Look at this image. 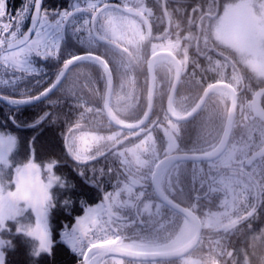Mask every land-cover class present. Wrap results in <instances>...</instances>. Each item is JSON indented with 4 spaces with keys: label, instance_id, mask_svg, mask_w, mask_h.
<instances>
[{
    "label": "flooded vegetation",
    "instance_id": "flooded-vegetation-1",
    "mask_svg": "<svg viewBox=\"0 0 264 264\" xmlns=\"http://www.w3.org/2000/svg\"><path fill=\"white\" fill-rule=\"evenodd\" d=\"M123 1L108 0V2L117 3H123ZM129 1L136 7L142 2L148 5L146 0ZM82 2L78 6L69 8L67 12L76 10L75 8L80 10L81 13L72 16V18L77 19L74 28H84L86 32L84 17L88 5L85 1ZM165 6L168 15H166L165 9H162L164 15H158L156 11H144L150 26L145 19L137 18L141 28H143L144 36L143 39H137L136 49L128 48L133 57L128 56L127 58L128 60L131 59L135 70L132 76L134 82L137 84L139 81L138 75L145 78L148 58L156 52H161V54L172 53L174 59L179 60L180 63L178 64L179 68L168 58L160 60L156 64L155 91L157 95L162 93L161 103L165 109L179 69L181 70V78L176 89H174L176 91L173 105L180 111L191 112L201 103L206 88L216 86L217 89L208 95L203 107L199 109V113L191 120L174 122L165 114L161 124L157 123L154 115L151 116L144 128L155 124L158 130L157 126L163 125L165 131H168L171 138L177 142V148L165 152L161 158H172L175 155L183 154L199 156L211 152L210 150L219 145L224 133L231 97L235 94L238 95L237 115L225 153L221 157L207 162H184L169 159L171 161L166 166L163 184L166 194L188 210L191 209L199 219V217L202 218L203 208L224 207V199L229 197L232 191L237 190L238 194L242 196V200L239 201L236 196H233L229 202L230 205L238 208V214L231 213L233 216L229 220H222L215 226L231 223L233 220L234 222L238 221L237 223L240 225L242 221L239 220L240 217L247 214L253 207L260 209V213L263 215L262 222L264 220V156L254 159L249 164L246 159H249L264 146V120L255 113L252 104L253 96L258 90L264 88V75L258 72L256 63L247 62L245 64L236 56L237 50L231 46L232 40L231 42L221 41L217 38L218 33H225V31H229V28H202L203 15L205 14L202 12L199 0H168ZM31 11L32 8L29 14L27 10L17 11V14L12 10L0 13V54L11 53L12 50H9L11 43L19 39L29 29ZM65 28L70 27L67 25ZM89 28H91L90 24ZM61 50L62 47L56 54L61 53ZM38 57L34 60L35 64L39 62L40 57ZM18 61H9V64H4L8 76L6 77V88L9 92L13 90L12 93L16 94L15 97H21L20 95L26 88L24 82L26 72L21 67L23 60L20 58ZM37 73L35 72V75ZM131 92L136 98L134 92ZM133 100L135 99L133 98ZM261 107L264 110V94L261 97ZM241 117L244 118V121L239 123L243 126L242 128L237 127V120ZM236 134L239 135L241 150L246 154L244 159L237 161L239 164L233 159L234 153H236ZM236 175L246 181V185L240 189H237L235 185ZM148 183L144 181L141 188L143 190L150 189V186L146 185ZM165 211L169 217L163 229L168 230L175 223L180 222L181 226L186 228V234L183 235L186 237L190 220L182 215L179 216L169 207L165 208ZM205 220L206 217L203 218V227L211 226L206 224ZM135 222L141 227L146 225L145 221L144 224H140L134 214L133 224ZM251 223L250 226L254 228L260 224L257 221L252 225ZM202 236L205 235L202 234ZM249 253L257 254L253 255L252 258H244L248 264H264L263 250L260 252L249 250ZM213 254L216 255L215 259L218 262L223 263L221 250L199 249V242L197 248L178 259L152 262L116 260H120L122 264H205V262L211 261L209 256Z\"/></svg>",
    "mask_w": 264,
    "mask_h": 264
},
{
    "label": "trees",
    "instance_id": "trees-1",
    "mask_svg": "<svg viewBox=\"0 0 264 264\" xmlns=\"http://www.w3.org/2000/svg\"><path fill=\"white\" fill-rule=\"evenodd\" d=\"M72 1L44 0V13L54 14L61 8L69 6ZM146 1L151 8L162 14V0ZM235 1L237 0H199L205 14L202 28H213L217 22L207 18L206 13L218 10L221 15L223 9ZM31 2L32 0H8V5L17 8ZM80 41L81 39L73 33L67 35L66 42L70 47L64 49L58 66L69 58L66 53L70 50L74 53L91 50L101 55L105 54L100 45L87 47L86 43ZM109 59L115 74L117 72V78L124 77L122 67L128 62L120 56L117 58L110 56ZM89 67L90 77L87 75ZM56 74L54 70L50 77H43L36 83L34 81L20 96L27 98L38 95L51 84ZM68 75L61 88L42 101L17 107L7 106L0 101V132L16 137V146L10 155V165L7 170L0 173L5 187L14 188L10 177H14L16 171L27 170V165L31 162L42 168V174L46 178L47 171L44 167L54 161L53 170L58 178V182L50 188V231L53 239L51 256L42 254L35 258L31 255L34 249L37 250V240L20 230L22 223L30 218L18 217L8 220L7 225L1 230V236L6 242L3 246L5 264H81L75 253L61 239L63 230L74 223V219L84 212L86 206L99 202L120 186L128 179L127 171L131 172L124 166L117 153L113 152L99 160L81 164L72 158L65 148L66 139L73 131L105 130L104 123H101V111L97 109L101 106L105 91V76L100 66L96 63L82 62L74 66ZM5 87L4 82H0V93L14 95ZM156 103L155 112L159 116L161 101L158 100ZM88 107L95 108L89 110ZM142 112L143 107L140 106L137 115L130 118L137 119ZM157 141L159 150H162L164 145L162 134L157 136ZM258 213L257 222L260 223L263 215L260 211ZM263 224L264 220L254 228L245 223L233 231H226L223 235L204 240L203 245L220 249L224 264H248L244 258H252L257 254H251L249 250L264 251Z\"/></svg>",
    "mask_w": 264,
    "mask_h": 264
},
{
    "label": "rangeland",
    "instance_id": "rangeland-1",
    "mask_svg": "<svg viewBox=\"0 0 264 264\" xmlns=\"http://www.w3.org/2000/svg\"><path fill=\"white\" fill-rule=\"evenodd\" d=\"M88 4V10L92 11L95 9L100 2V0H84ZM7 0H0V13L6 11ZM123 5L125 7H134L141 11H149L144 2L139 4L137 7L130 3L129 0H124ZM67 9L61 10L57 18L51 19L45 13H42L41 20L35 36L30 42L26 43L24 46L12 50L11 53L0 54V62L2 64H9L8 62L16 61L21 58L23 68L29 72L41 71L40 67L34 64V60L37 56L49 57L54 56L58 53L59 48H61V43L63 42V26L67 16ZM77 19L74 18L70 22V28H74ZM97 31L100 35L112 40L116 43H124L131 47L136 45V41L139 38L143 39V28L137 18L122 12L118 8H108L104 10L100 16ZM85 29L87 28V33H90V17L86 15L84 17ZM226 24V25H223ZM218 28H229V31L225 33H219L217 38L221 41H233L231 46H234L238 51V56L244 59L250 64L256 63L258 66V72L264 75V0H241L238 3H232L227 7V10L222 14L219 20ZM241 28V29H240ZM239 29V33H238ZM237 32V34H234ZM19 58V59H18ZM257 58V59H256ZM19 62V61H18ZM260 62V63H258ZM0 63V65H1ZM3 78L0 75V82ZM91 110V108H89ZM121 130H99V129H88L83 131L74 132L69 136L68 145L73 158L86 161L98 154L102 153L108 145L115 142V140L122 134ZM166 132L167 143L164 151H172L177 148V142L171 138L168 131ZM12 135H3L0 133V172L7 170L10 165V155L15 148L16 140ZM153 134L148 133L141 139L135 142L125 144L118 149L116 152L122 156L123 162L129 169H135V162L139 161V165H145L146 160L141 157L144 153L146 143L152 141ZM233 159H239V154L234 153ZM30 165H35V167H29ZM44 167L47 171V177L40 175V168L37 164L31 162L27 165V170L25 172L16 171L14 177L11 178V182L15 185L12 189H7L5 184L0 178V252L3 254V246L6 243L1 236V230L7 224L10 219H16L18 217H28V221L22 223L20 230L23 233L28 234L37 240L38 243L37 251H39L40 237L39 235H32V230L36 228L39 220L38 216V205L32 200L20 199L18 196L11 195L17 191V188L23 179L26 182V186L33 192L46 193L48 200L45 202L43 208L40 209L41 212L46 214L47 226L50 230V209H51V196L50 188L57 181V176L54 174V170H49ZM39 172V173H38ZM120 187V188H119ZM116 188L110 194L109 202L113 208L121 207L124 203H130L133 208L134 205L133 197L138 194L137 191L134 193L132 188L128 185H122ZM127 195L126 197H124ZM133 196V197H131ZM237 197V200L241 201L242 196L238 194L237 190L232 191L229 197ZM128 197V198H127ZM239 203V202H237ZM148 205V204H147ZM146 204V208L148 207ZM159 206V205H158ZM160 207V206H159ZM235 209L234 205H229L227 212L233 211ZM143 211V207H142ZM158 211H156L157 213ZM33 215V219H32ZM106 217L107 221L110 223L111 218L107 214L104 202H98L95 204L88 205L84 208V212L78 215L74 223L67 227L65 233L62 234L61 239L67 243L71 248L72 252L76 250L77 237L85 236L90 227H95L100 222V218ZM168 239L165 243L169 245L167 248L177 247L183 243V235L186 234V228L181 225H175L168 229ZM74 237V239H72ZM52 234L50 231V243L52 245ZM108 242H115V240H110ZM143 245H152L147 242H140ZM166 246V245H165ZM4 258V257H3ZM108 260H106L107 262ZM111 264H116L114 259ZM118 264H121L119 262Z\"/></svg>",
    "mask_w": 264,
    "mask_h": 264
},
{
    "label": "water",
    "instance_id": "water-1",
    "mask_svg": "<svg viewBox=\"0 0 264 264\" xmlns=\"http://www.w3.org/2000/svg\"><path fill=\"white\" fill-rule=\"evenodd\" d=\"M42 4H43V0H35V8H34V13L32 15L31 30L27 34H25V38L23 40L15 42V44L12 46V48H15V47H18L19 45L24 44L25 42L28 41L29 38L32 37V35L34 34V28L36 27V25H37V23L39 21L40 12H41V9H42ZM128 11L131 12V13H134V14L139 13V12L131 10V9H128ZM97 38L99 40H101V41L104 40V38H101L99 36H97ZM87 56L94 57L95 59H97V61L100 60L101 63L104 64L105 68H107V72L106 73H107V76H108V90H107V93H106L107 96H106L105 106H106V109L109 111V103H110L111 92H112V87H113L112 75H111V73H109L110 69L108 68L107 63L101 57L92 56V55H87ZM85 57L86 56H81V57H77L75 59L70 60L65 65L64 72L60 75V78H58L56 80V82L52 85V87L48 91H45L41 95H39V96H37V97H35L33 99H29V100L28 99L27 100L26 99L18 100L17 98L13 99V98H10V97H5V96L0 95V100H2L4 103H6L8 105H11V106L12 105H16V106L17 105H20V106L21 105H28V104H31V103L36 102L38 100H43L44 98H46L47 96L51 95L55 91V89L59 85L60 81L62 80V77H64V75L66 74L68 68L73 63H75V62H77V61H79L81 59H84ZM154 59H155V56H153L150 59V61H149V70H148L149 71V75H150L149 107H148L147 113L145 115V118L139 124L126 125V124H121V122H118L117 120L112 119L110 112H108V115H109V117L111 119V122L116 127L133 132V131H137L138 129L143 127V125H145L146 122L149 120L150 115L152 113V109H153V102L152 101H153V98H154V91L153 90H154V87H155V81H154L155 80V70H154V65H153ZM212 89H213V87L209 88V90H207L205 92L204 98L202 99L203 102L200 104V107L202 106V104L206 100L205 98L208 96L207 95L208 91H211ZM263 93H264V89L259 90L256 93V96H253L254 97L253 105H254L255 113L261 115V117L264 118V112L262 114H260L262 112L260 110V106H261L260 97H261V95ZM170 99H171V97H170ZM236 107H237V99L234 98L233 101H232V104H231L229 116L227 118V124H226V129H225V132H224V135H223V139H221L222 141L220 143L219 149L217 150V153L215 155H213L212 157L200 156L199 160H212V159L217 158L219 155H221L224 152V150L227 147L228 139H229L231 131H232L231 128L233 127V123H234V119H235V113H236V110H237ZM198 109H199V107L197 109H195L196 111L194 113H192L191 115H189L188 117L177 116L169 108H168V111H169L170 116L173 118V120L175 119L176 121H183V120H187V119H190L191 117H193L196 114V112L199 111ZM140 135L141 134L137 132V133H133V135L130 136V137H138ZM126 139L127 138H125L123 140H120L116 144L112 145V147L109 150H107L106 152L100 154L99 156H95L94 158H91L89 160H86V161H84L82 163H87L89 161H94V160L102 158L103 155H106L109 152H111L112 150L116 149L121 143L123 144V142H125ZM261 155H264V148L261 149L257 154H255L254 157H256V156L258 157V156H261ZM183 159H196L197 160L196 157H185ZM168 161L169 160L166 161V159H164L163 161L158 163V166L156 167L154 174H152L153 175V185H154L156 194L167 205L171 206L173 209H175L178 212L182 213V215H186L187 217H189L194 222L195 226H199V235L196 234V236L193 238V240L188 245H186L183 248V252H180V253H168V254L151 253V252L143 253V252H133V251H130V250H125L123 248H118V247H115L113 245L102 244V245L93 246L90 250H88L89 252H88L87 256L85 257L84 264H93V262L95 260H98V258L103 257V256H107V257L108 256H119V257H124V258H129V259H135V260H149V259L152 260V259H158V258H178L181 255L186 254L189 250L193 249L197 245V242H198V240L200 238V234H201V224H200V222H199V225H197L198 221H197L195 215L191 211H188V209L183 208L180 205H177L176 203H173V202H170L169 200H167L163 196L159 186L157 185V177L159 176L160 170L166 163H168ZM105 202H106V206H107L106 208L108 209L109 213L112 214V210H111V208H109L110 206L107 203V199H105Z\"/></svg>",
    "mask_w": 264,
    "mask_h": 264
},
{
    "label": "snow or ice",
    "instance_id": "snow-or-ice-1",
    "mask_svg": "<svg viewBox=\"0 0 264 264\" xmlns=\"http://www.w3.org/2000/svg\"><path fill=\"white\" fill-rule=\"evenodd\" d=\"M29 167H35V165H30ZM47 167L49 170H52L55 167V162L53 161L49 163ZM11 195L18 196L20 199L32 200L38 205L39 220L36 225V228L32 230V235H39L40 246L39 251L34 249L31 255L35 258H39L42 254H47L51 256L52 245L50 243V230L47 226L46 214L40 211V209L43 208L45 202L48 200L46 193L31 191L26 186V182L21 179L17 191L15 193H12ZM72 239H74V237H72ZM0 264H5L2 252H0Z\"/></svg>",
    "mask_w": 264,
    "mask_h": 264
},
{
    "label": "bare ground",
    "instance_id": "bare-ground-1",
    "mask_svg": "<svg viewBox=\"0 0 264 264\" xmlns=\"http://www.w3.org/2000/svg\"><path fill=\"white\" fill-rule=\"evenodd\" d=\"M39 101H42V100H39ZM131 115H132V117H135L136 116L135 113H133V112L131 113Z\"/></svg>",
    "mask_w": 264,
    "mask_h": 264
}]
</instances>
